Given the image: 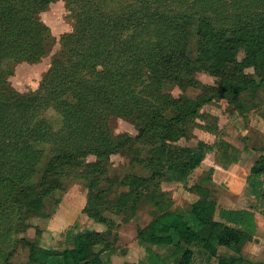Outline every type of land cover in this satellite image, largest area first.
<instances>
[{"label":"trees","instance_id":"obj_1","mask_svg":"<svg viewBox=\"0 0 264 264\" xmlns=\"http://www.w3.org/2000/svg\"><path fill=\"white\" fill-rule=\"evenodd\" d=\"M55 1L0 0V261L8 264L23 246L29 264H106L105 255L116 251L108 216H135L147 204L155 213L138 228L139 244L172 247L175 264H192L193 245L217 264L245 263L241 252L256 236L255 213L222 209L215 220L209 189L189 184L213 146L178 142L194 137L198 121L213 123L201 110L215 101L264 104V0H63L72 31L60 37L39 88L20 93L9 82L15 66L41 62L56 44L39 15ZM199 72L216 84L199 83ZM172 87L201 92L176 98ZM113 117L137 134L113 135ZM115 154L142 174L111 175ZM73 175L88 191L83 212L107 230L68 232L70 247L63 249L14 239ZM246 181L264 200V155ZM163 182L185 183L199 196L186 214L169 209ZM220 247L234 254L219 256ZM140 264L167 263L148 248Z\"/></svg>","mask_w":264,"mask_h":264},{"label":"rangeland","instance_id":"obj_2","mask_svg":"<svg viewBox=\"0 0 264 264\" xmlns=\"http://www.w3.org/2000/svg\"><path fill=\"white\" fill-rule=\"evenodd\" d=\"M39 15L41 21L51 30L56 44L41 62L20 63L15 66L9 82L20 93H28L39 88L43 75L50 68L53 57L60 49V37L72 31L73 22L63 0L51 3ZM191 57L195 58V53ZM195 78L202 85L214 86L217 82V78L206 72L197 73ZM200 92L199 89L192 87L185 90L179 87L170 89L171 95L176 98L183 94L189 98H196ZM201 111L211 116L209 121L213 123L198 121L199 126L193 132L194 137L189 140L183 139L178 144L193 147L203 141L212 145L213 149L190 175L189 184L197 182L209 189L211 198L216 202L215 220H220L219 212L222 209H251L255 213L257 233L254 239L244 246L241 256L245 259L243 264H264V200H257L252 196L246 181L255 161L260 155H264V104L252 103L248 98H243L239 104L233 106L228 105L226 101H215ZM205 124L212 131L206 130ZM110 128L115 136L137 134L134 125L118 117L110 119ZM94 161V156L86 158V162ZM108 165L111 175L140 173L138 168H133L128 159L120 154L112 155ZM74 173H77V170ZM160 189L170 202L169 209L180 213L186 214L191 204L199 198L195 192L186 189L185 183L163 182ZM121 191L117 190L111 197ZM87 192L85 183L77 175L66 179L65 189L46 201L43 216L29 217L26 231L15 232L13 238L39 239L41 246L45 248L63 249L70 247L66 238L68 232L86 230L105 232L106 226L97 224L83 212L87 204ZM154 213L152 206L144 204L138 208L135 216L125 214L108 216L115 222L112 235L116 239V251L109 255L110 257L105 255L106 264H140L145 261L148 248L167 264L176 263L172 247L138 243V228L145 227ZM191 249L192 264H217V259L210 258L202 246L193 245ZM218 254L225 256L233 255L234 252L220 247ZM0 264L4 262L0 261ZM8 264H29L27 249L23 246L17 247Z\"/></svg>","mask_w":264,"mask_h":264}]
</instances>
